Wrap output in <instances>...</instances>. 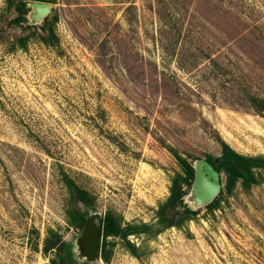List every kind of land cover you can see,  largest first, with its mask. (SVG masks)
Returning a JSON list of instances; mask_svg holds the SVG:
<instances>
[{"label":"rangeland","instance_id":"obj_1","mask_svg":"<svg viewBox=\"0 0 264 264\" xmlns=\"http://www.w3.org/2000/svg\"><path fill=\"white\" fill-rule=\"evenodd\" d=\"M28 1V0H26ZM57 46L25 37L0 0V264H52L53 230L72 264H264V169L250 187L205 198L196 181L180 227L111 237L88 261L77 213L156 222L182 172L221 141L264 158V0H49ZM196 159V160H195ZM65 178L87 192L72 203ZM217 203L207 207L212 201Z\"/></svg>","mask_w":264,"mask_h":264},{"label":"trees","instance_id":"obj_2","mask_svg":"<svg viewBox=\"0 0 264 264\" xmlns=\"http://www.w3.org/2000/svg\"><path fill=\"white\" fill-rule=\"evenodd\" d=\"M30 2H43L48 3L49 0H28ZM28 1L26 0H5L6 9H13L16 12V16L9 21L11 27H20L28 35L20 37L14 40V47L25 49L29 43V39L36 37L37 40L49 47L57 46L58 38L54 30L56 18L50 20L45 18L41 25L30 23L28 20L31 8L28 7ZM264 110L263 107H261ZM221 156L215 158L208 156L206 161L212 165V167L218 171L223 172L226 177L225 190L229 193L240 182L245 187H250L253 184L260 182V174L258 171L264 169V158L262 157H250L235 151L226 142L221 141ZM177 160L181 166L182 172L176 173L171 179L170 194L165 202L161 203L155 213L156 222L154 225L149 226L146 223H128L122 226L115 219L107 217L103 220V232L102 242L100 247V254L103 256L107 246L108 240L111 237L119 238L124 243V247L136 258H139L138 251L140 250L136 244L129 240L131 235H141L148 230L153 231V235L160 234L169 228L180 227L189 220H192L198 215L197 210H193L186 203V197L192 191L196 182V169L189 158L181 157L175 152ZM196 160V159H195ZM65 183L69 191V195L73 202L78 204L82 203L88 206L87 192L82 188L76 186V184L70 178H65ZM217 203V200L212 201L207 207L212 208ZM87 216L77 213L74 225L83 231L84 225L87 220ZM49 235L46 238L44 251L52 252L54 249H60L58 251L59 261H53L52 264H72L71 257L72 252L67 250L65 254H62L61 249L67 247L65 242L58 238L57 242H54V237L57 234L53 231H49Z\"/></svg>","mask_w":264,"mask_h":264},{"label":"water","instance_id":"obj_3","mask_svg":"<svg viewBox=\"0 0 264 264\" xmlns=\"http://www.w3.org/2000/svg\"><path fill=\"white\" fill-rule=\"evenodd\" d=\"M34 6L41 14L47 12L50 8L49 4L43 2H36ZM196 181L203 183L204 195L208 197L212 195L219 186L220 173L205 160L199 169L196 170ZM102 232V217L99 215L89 216L82 231L83 239L86 241L85 252L88 261H95L99 256Z\"/></svg>","mask_w":264,"mask_h":264},{"label":"bare ground","instance_id":"obj_4","mask_svg":"<svg viewBox=\"0 0 264 264\" xmlns=\"http://www.w3.org/2000/svg\"><path fill=\"white\" fill-rule=\"evenodd\" d=\"M211 196V195H210ZM210 196H208V197H210ZM205 198H208L207 196H204Z\"/></svg>","mask_w":264,"mask_h":264}]
</instances>
